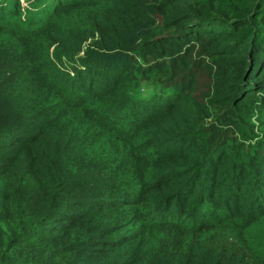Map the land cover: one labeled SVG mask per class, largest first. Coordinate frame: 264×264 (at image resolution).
<instances>
[{
	"label": "trees",
	"instance_id": "trees-1",
	"mask_svg": "<svg viewBox=\"0 0 264 264\" xmlns=\"http://www.w3.org/2000/svg\"><path fill=\"white\" fill-rule=\"evenodd\" d=\"M0 264H264V0H0Z\"/></svg>",
	"mask_w": 264,
	"mask_h": 264
},
{
	"label": "clouds",
	"instance_id": "clouds-1",
	"mask_svg": "<svg viewBox=\"0 0 264 264\" xmlns=\"http://www.w3.org/2000/svg\"><path fill=\"white\" fill-rule=\"evenodd\" d=\"M22 2H24V0H22Z\"/></svg>",
	"mask_w": 264,
	"mask_h": 264
}]
</instances>
